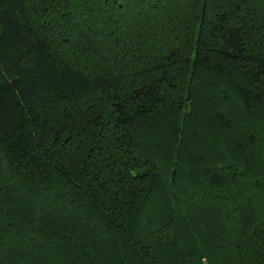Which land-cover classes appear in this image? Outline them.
I'll use <instances>...</instances> for the list:
<instances>
[{"label":"trees","instance_id":"1","mask_svg":"<svg viewBox=\"0 0 264 264\" xmlns=\"http://www.w3.org/2000/svg\"><path fill=\"white\" fill-rule=\"evenodd\" d=\"M0 264H264V0H0Z\"/></svg>","mask_w":264,"mask_h":264}]
</instances>
